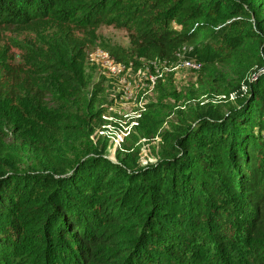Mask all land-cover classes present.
Wrapping results in <instances>:
<instances>
[{"label":"trees","instance_id":"1","mask_svg":"<svg viewBox=\"0 0 264 264\" xmlns=\"http://www.w3.org/2000/svg\"><path fill=\"white\" fill-rule=\"evenodd\" d=\"M36 23L125 28L131 55L99 46L135 69L199 66L203 89L236 103L188 108L154 161L95 149L71 163L65 145L103 113L107 81L84 66L97 47L0 49V264H264V0H0V28ZM154 107L137 133L162 127Z\"/></svg>","mask_w":264,"mask_h":264},{"label":"rangeland","instance_id":"2","mask_svg":"<svg viewBox=\"0 0 264 264\" xmlns=\"http://www.w3.org/2000/svg\"><path fill=\"white\" fill-rule=\"evenodd\" d=\"M72 32L69 34L68 29L63 30L46 23L31 24L23 28L2 27L0 28V49L7 50L10 57L19 62L23 54L22 47L26 44L45 46V43L50 44L56 38L60 39L59 36L61 35V39L68 37L73 42H82L85 45L86 54L93 47H100L99 45L109 46L124 55H131L132 53L130 32L125 28L103 25L95 30H72ZM133 59L136 60L137 58L133 57ZM84 66L92 78V83H94L96 79L92 73L93 70L87 64V60ZM175 68V71L158 82L153 91L150 90L146 82L144 83L146 86L141 88L142 83L139 81L134 84L137 86L131 90L130 87L128 90L125 89L123 84L115 87L106 85L103 101L100 106L96 107L97 111L103 109V113L94 126L93 134L89 139L77 141L71 146L65 145V155L70 162H76L95 149H105L114 162L116 160L117 135L125 131L120 127L123 114L127 113L131 118H134V113H139L142 107L149 104L155 106L150 112L148 111L152 121L163 123L162 127L158 129V133L151 136L145 133H137L136 128H133L131 135L121 143V147H118L124 156L129 151L137 153L142 164L158 159L162 145L160 134L169 131L170 123L177 122L181 114L188 113V108L192 107L198 111L215 107L223 109L228 102V104L236 103V96L234 100L226 101L223 100L221 93L216 92L215 88L203 89L198 82L199 70L185 68L181 63ZM162 71H164L163 68ZM104 116L111 120H104ZM125 121L126 126L123 125V127L126 128L131 127L134 122L131 119ZM6 143L11 147L15 145L20 146V148L25 147L22 145L24 144L23 140L14 135H9ZM21 168L25 169L27 166L21 165Z\"/></svg>","mask_w":264,"mask_h":264},{"label":"built area","instance_id":"3","mask_svg":"<svg viewBox=\"0 0 264 264\" xmlns=\"http://www.w3.org/2000/svg\"><path fill=\"white\" fill-rule=\"evenodd\" d=\"M188 69H199V66L192 65L189 62H183L180 61L178 64H180ZM87 64L90 68H96L99 74L104 77L107 81V86L109 87H115L116 85L123 84L125 85V89L130 90L133 87H136V84L138 81L142 83L140 85L141 88H144L147 83V86L150 87V90L153 91L158 82L161 80H164L165 77L176 70L175 66H169L166 62H160L159 60H154L150 62H144L143 66H141L139 69H135L133 63L125 64L118 60H116L108 51L101 47H97L93 49L88 54ZM162 68L164 71H162ZM223 100L227 101L226 96H222ZM234 100L235 95L232 94L229 97V100ZM128 109V108H127ZM146 111L145 107H142L139 113H134V118H131L129 114L125 113L123 114V120H121V128L124 129V132H120L117 135V145L115 147V150L118 149V147H121V143H123L126 138H128L133 128H137L140 125V119L142 118L143 113ZM104 120H111L110 118L103 117ZM134 120L132 123V126L129 128L123 127V125L126 126L125 120ZM122 131V130H121Z\"/></svg>","mask_w":264,"mask_h":264}]
</instances>
